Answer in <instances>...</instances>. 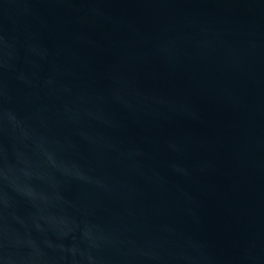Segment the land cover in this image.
I'll return each mask as SVG.
<instances>
[{
  "label": "water",
  "instance_id": "obj_1",
  "mask_svg": "<svg viewBox=\"0 0 264 264\" xmlns=\"http://www.w3.org/2000/svg\"><path fill=\"white\" fill-rule=\"evenodd\" d=\"M0 264H264V0H0Z\"/></svg>",
  "mask_w": 264,
  "mask_h": 264
}]
</instances>
